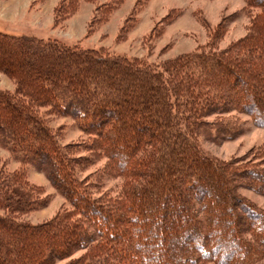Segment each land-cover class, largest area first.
<instances>
[{"label": "trees", "instance_id": "1", "mask_svg": "<svg viewBox=\"0 0 264 264\" xmlns=\"http://www.w3.org/2000/svg\"><path fill=\"white\" fill-rule=\"evenodd\" d=\"M256 47L252 34L154 65L0 32V66L16 72L26 98L0 91V146L44 170L72 205L40 225L19 221L39 204V190L23 170L1 173L0 264H55L79 249L88 256L71 264H264V211L238 194L244 185L264 195V171L227 170L196 141L205 132L237 136L238 119L225 116L232 111L264 127ZM44 104L98 137L125 181L121 197L88 194L75 158L35 109Z\"/></svg>", "mask_w": 264, "mask_h": 264}, {"label": "rangeland", "instance_id": "2", "mask_svg": "<svg viewBox=\"0 0 264 264\" xmlns=\"http://www.w3.org/2000/svg\"><path fill=\"white\" fill-rule=\"evenodd\" d=\"M256 1L0 0V32L45 40L55 37L82 49H101L110 55L164 65L195 51H222L252 34L257 39L256 48L263 53L264 29L259 22L264 21V10ZM258 30H263V38ZM18 79L16 72L0 66V91L25 101ZM35 109L44 117L51 133L54 132L57 144L75 158L74 174L88 194L105 201L121 197L125 181L114 171L98 137L83 130L73 117L57 113L48 104L37 105ZM225 116L236 117L241 132L230 139L207 132L200 134L196 141L202 152L225 169L232 165L264 171V127L256 125L246 113L232 111ZM20 170L25 172L26 182L38 188L39 204L16 214L19 221L40 225L71 209V202L44 170L23 164L0 146V174ZM238 194L264 211L263 194L244 185L239 187ZM87 256L86 249H79L55 264H71Z\"/></svg>", "mask_w": 264, "mask_h": 264}]
</instances>
